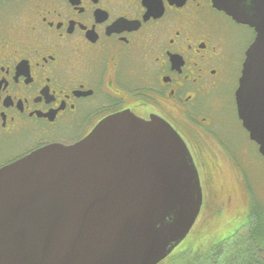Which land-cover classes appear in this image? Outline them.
I'll return each instance as SVG.
<instances>
[{
	"label": "flooded vegetation",
	"instance_id": "af4514ba",
	"mask_svg": "<svg viewBox=\"0 0 264 264\" xmlns=\"http://www.w3.org/2000/svg\"><path fill=\"white\" fill-rule=\"evenodd\" d=\"M250 1L0 0V170L121 114L167 122L203 191L227 166L253 168L227 115L242 127L236 92L257 33L231 13Z\"/></svg>",
	"mask_w": 264,
	"mask_h": 264
},
{
	"label": "water",
	"instance_id": "95a60500",
	"mask_svg": "<svg viewBox=\"0 0 264 264\" xmlns=\"http://www.w3.org/2000/svg\"><path fill=\"white\" fill-rule=\"evenodd\" d=\"M254 28L238 118L264 156V0L231 13ZM199 171L164 120L121 114L80 143L0 170V264H160L203 208Z\"/></svg>",
	"mask_w": 264,
	"mask_h": 264
},
{
	"label": "rangeland",
	"instance_id": "374dc122",
	"mask_svg": "<svg viewBox=\"0 0 264 264\" xmlns=\"http://www.w3.org/2000/svg\"><path fill=\"white\" fill-rule=\"evenodd\" d=\"M231 93L230 90L226 92ZM227 115L236 123L234 134L239 139V145L242 143L238 146L242 147L238 156H245V151L249 150L250 158L255 157V165L243 173H235L234 168L230 170L227 166L231 173L227 169L226 174H217L214 191L208 185L204 186L205 205L196 225L189 236L160 264H192L199 257L208 254L210 249L232 236L247 222L253 198L264 215V158L248 139L236 120V114L232 111ZM237 177L238 180L235 181ZM259 260L257 264H264V251ZM217 261L207 256L201 261L198 259L196 264H216Z\"/></svg>",
	"mask_w": 264,
	"mask_h": 264
},
{
	"label": "trees",
	"instance_id": "16d2710c",
	"mask_svg": "<svg viewBox=\"0 0 264 264\" xmlns=\"http://www.w3.org/2000/svg\"><path fill=\"white\" fill-rule=\"evenodd\" d=\"M255 200L253 198L247 222L241 225L232 236L210 249L208 254L205 251L206 255L198 258L200 261L209 256L218 260L216 264H257L260 262L259 257L264 251V215ZM243 238L245 239L242 240ZM197 260L192 264H196Z\"/></svg>",
	"mask_w": 264,
	"mask_h": 264
}]
</instances>
